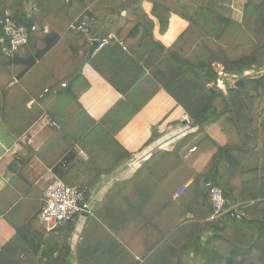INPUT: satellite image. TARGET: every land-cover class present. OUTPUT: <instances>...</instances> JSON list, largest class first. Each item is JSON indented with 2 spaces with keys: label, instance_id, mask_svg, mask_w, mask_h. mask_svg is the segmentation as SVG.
I'll return each mask as SVG.
<instances>
[{
  "label": "trees",
  "instance_id": "obj_1",
  "mask_svg": "<svg viewBox=\"0 0 264 264\" xmlns=\"http://www.w3.org/2000/svg\"><path fill=\"white\" fill-rule=\"evenodd\" d=\"M143 1L152 6L150 16L141 8ZM231 3L232 0H0V19L8 12L18 26L38 27L29 33L27 45L12 57L3 55L1 49L8 44L0 33V80L7 78V83L0 85V122L16 138L25 135L41 118L56 122L59 128L54 129L36 156L65 185L79 187L86 196L102 174L112 173L129 160L130 155L112 134L138 111L139 100L151 89H162L173 98L199 132L230 116L244 146H218L199 174L185 177L183 170L190 169L179 156L194 138L195 134H191L172 150L154 153L130 180L112 188L125 195V202L115 210L107 207L103 217L125 222L117 226L116 233L121 237L131 232L127 219L133 214V204L137 203L141 213L155 196L172 201L177 191L173 186L186 183L189 185L179 200L190 199L192 194L198 196V207L186 212L193 218L186 219L184 214L166 232L162 231L160 239L151 242L147 251L157 247L144 264H197V257L206 264H264V233L255 220H264V0H246L239 21L230 16ZM171 15L188 25L166 48L154 41L153 19L163 35ZM83 16L93 20L88 31L82 34L70 30ZM106 35L121 41L129 53L146 43L154 45L130 85V90L135 85L144 86L137 92L139 97H125L119 102L106 116L110 126L91 120L79 104V97L90 88L82 68L93 55H89L91 43L101 44ZM214 64L220 65L226 75L225 94L214 86L219 78ZM246 71L251 74L245 76ZM229 80L234 83L230 85ZM59 91L63 93L57 94ZM150 98L151 94L140 104ZM216 102L223 105L221 109ZM112 125L114 128L109 129ZM80 152L86 154L85 161L80 159ZM206 179L219 185L231 203L241 204L250 219L224 217L208 221L213 212L201 186ZM130 187L134 196L127 199L123 190ZM109 195L105 200L110 201ZM74 223H65L41 237L46 249L40 256L41 264H45L43 259L48 264H69L68 239ZM152 227L160 232L159 225ZM208 231L212 234L202 243L200 236ZM178 237L185 238L183 262L175 258L180 253ZM111 239L124 249L132 264H139L129 251L140 253L130 243L123 241L126 247ZM39 246L34 247L35 252ZM189 251L195 253V258L188 257ZM106 264L114 263L109 260Z\"/></svg>",
  "mask_w": 264,
  "mask_h": 264
},
{
  "label": "crops",
  "instance_id": "obj_2",
  "mask_svg": "<svg viewBox=\"0 0 264 264\" xmlns=\"http://www.w3.org/2000/svg\"><path fill=\"white\" fill-rule=\"evenodd\" d=\"M245 2L246 0H232L230 12L232 19L240 20ZM31 7L32 5L29 8ZM141 8L147 16H150L152 8L150 3L143 1ZM153 20L155 22L154 41L160 42L166 48L188 25L178 16L171 15L168 29L161 35L158 32L157 21ZM44 30L48 31L49 27L45 26ZM102 42L103 45L94 51L82 68V75L89 83L90 88L79 97V104L91 120L103 124L108 123L110 126V120L106 118L107 114L125 97L128 99L139 97L137 92L142 91L144 86L135 85L134 89L130 90V85L154 45L146 43L135 52L129 53L125 45L113 36H103ZM147 75L145 72L144 77ZM138 81L142 83L141 79ZM6 83L7 78L4 76L0 80V85ZM14 83H16V79H14ZM151 90L144 96L143 93L140 100L143 102L150 94L151 98L144 105L140 104L139 100L138 111L121 129L112 134L113 139L125 149L130 158L112 173L102 174L98 184L90 193L89 196H91L93 204L92 211L89 215L79 219L81 225L79 234L82 240L71 247L72 236L78 224L76 222L72 235L68 239L69 264H106L109 260L114 264H132L124 249L116 244L111 237L123 246H126L123 241L130 243L140 254L128 251L135 261L144 264L157 247L154 246L147 251L151 242L158 241L162 231L166 232V229L177 223L187 211L198 207L199 199L195 194H192L190 199L179 200L189 185L186 183L182 187L173 186V190L177 189V191L174 193L172 201L162 199L161 195L155 196L140 210L141 213L136 208L137 203L133 204L131 208L133 214L129 217L130 219H127V225L131 232L126 234V237H121L120 233H116L119 232L117 226L125 223L123 220L119 218L111 221L105 220L103 213L107 211V207L110 206L112 210H115L125 202V195L113 191L112 188L130 180L154 153L170 151L185 137L195 134L194 138L179 153L182 163L190 169L183 170L186 177L185 174H199L217 152L218 146L221 148L244 146V142L230 121L229 115L208 126L203 132H199L197 127L184 121V117H188V115L165 91L162 89ZM59 92L57 94H61ZM222 106L220 102H216L218 109H221ZM1 109L0 96V115ZM41 119L21 138L13 136L0 122V264H41L40 256L45 247L40 239L47 232L42 227L37 215L41 207L44 179L48 176V171L52 169L44 165L36 154L54 132L52 128L41 127ZM112 128H114L113 125L109 129ZM191 148H196V151L184 159V154L188 153ZM79 157L82 161L87 159L84 152H80ZM203 181H201V186ZM247 181H252V176L248 177ZM124 190L123 193L128 194L127 199L134 196L132 187ZM108 195L110 201L105 200ZM191 218H193L192 213H187L186 219ZM210 220L212 219L208 221ZM255 220L257 228L264 233V220L261 218ZM153 224L160 226V232L153 230ZM109 225L113 227L111 228ZM211 234V231L203 232L200 236L202 243H205ZM184 239L178 237L180 250L174 248V250L180 251L175 257L179 258L180 262H183L181 253L184 252L182 249L185 246ZM37 245L40 246L35 252L34 247ZM112 252H116V255ZM194 254L193 251H189L188 257L193 258ZM42 261L48 264L47 260L43 259ZM196 261L197 264H206L204 259L199 260L198 257Z\"/></svg>",
  "mask_w": 264,
  "mask_h": 264
},
{
  "label": "built area",
  "instance_id": "obj_3",
  "mask_svg": "<svg viewBox=\"0 0 264 264\" xmlns=\"http://www.w3.org/2000/svg\"><path fill=\"white\" fill-rule=\"evenodd\" d=\"M92 19L88 16H83L78 23H74L70 26V30L77 31L79 33H86L92 24ZM37 26H31L29 29L18 26L11 18V14L6 12L4 17L0 19V33L4 35L7 40V46L1 49L3 55L6 57H12L14 52L19 48L27 45L29 40V33L37 31ZM103 43V42H102ZM99 44L101 47L103 44ZM219 70H216L218 79L214 86L226 93V85L223 77L226 75L223 73L221 66L217 65ZM251 72H244L245 76H249ZM233 79V78H232ZM65 88V85H62ZM184 121L187 124H192L189 117H184ZM41 127L58 129L57 123L42 118ZM196 151V148H191L188 153H185L183 158L187 159L189 154ZM202 187L207 194L208 202L212 208L211 219H221L224 217L231 218L236 221L249 220L239 203H231L224 196L223 189L211 180H205L202 183ZM92 199L91 196H86L85 192L79 187H70L65 185L58 177H56L52 170L48 171V176L44 179V186L41 193V207L38 212V219L46 232H53L59 226L65 223L76 222L77 228L73 233V239L71 240V247L76 243H79L82 238L79 234L81 217L89 215L92 211Z\"/></svg>",
  "mask_w": 264,
  "mask_h": 264
},
{
  "label": "water",
  "instance_id": "obj_4",
  "mask_svg": "<svg viewBox=\"0 0 264 264\" xmlns=\"http://www.w3.org/2000/svg\"><path fill=\"white\" fill-rule=\"evenodd\" d=\"M99 48V42L98 41H94L89 49V55H92L94 53L95 50H97ZM59 93H63V91L59 92Z\"/></svg>",
  "mask_w": 264,
  "mask_h": 264
},
{
  "label": "rangeland",
  "instance_id": "obj_5",
  "mask_svg": "<svg viewBox=\"0 0 264 264\" xmlns=\"http://www.w3.org/2000/svg\"><path fill=\"white\" fill-rule=\"evenodd\" d=\"M236 15L240 16L238 13H236ZM219 66H220V65H219ZM213 69H215V70H219L217 64H214V65H213ZM233 83H234L233 80H229V84H230V85H232ZM210 86L212 87L213 84H211ZM75 230H76V229H75Z\"/></svg>",
  "mask_w": 264,
  "mask_h": 264
}]
</instances>
